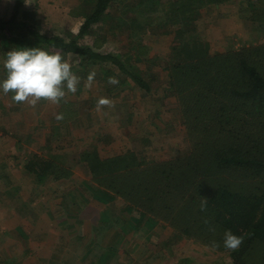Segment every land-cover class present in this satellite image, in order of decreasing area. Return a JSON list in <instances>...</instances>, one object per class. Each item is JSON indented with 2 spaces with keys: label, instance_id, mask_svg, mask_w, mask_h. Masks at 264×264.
Segmentation results:
<instances>
[{
  "label": "rangeland",
  "instance_id": "obj_1",
  "mask_svg": "<svg viewBox=\"0 0 264 264\" xmlns=\"http://www.w3.org/2000/svg\"><path fill=\"white\" fill-rule=\"evenodd\" d=\"M14 2L15 0H0V8L2 7L6 13L11 10ZM49 2L56 6V11L59 12L52 16L50 12L44 13L43 23L39 21L40 29L51 36L55 35L54 32L62 33L64 37H61L68 40L73 31H76V34L79 32L80 23L83 18V22L85 21L87 14L94 11L98 0H49ZM191 2L192 0H112L103 20L92 25L80 38L82 44L91 45L104 53L120 56L149 83V90L139 86L112 62L84 65L81 56L77 54H63L58 49L43 47L37 41L34 42V38L23 27H16L10 31L0 28V79L5 76L2 61L7 52L15 47H41L52 53L59 52L78 77L86 73L85 66L88 68L87 72L92 69L90 73H94V77L95 72L100 76L104 69L107 71L113 69L115 74L119 72V75L126 79L116 86L117 89L127 87L133 98L128 99L126 106L128 108L123 109L119 116L121 118L118 119L120 123L115 125L118 133L117 138L114 139L116 145L111 147L107 143L103 157L124 155L125 152L132 151L137 155L139 162L145 160L148 163L154 161L174 163V160L191 155L194 151L203 149L205 145L202 144L201 148L198 145L197 142L204 139L199 131L192 129L187 110L183 108L176 89L171 84V62L190 60L181 53L186 42L196 38L203 39L211 56L264 44V0H231L227 5L210 4L201 7L197 18L193 20L195 28L189 24L188 16L191 13L187 9L191 8ZM38 5V0H24L19 19L26 20L22 16L23 12L36 9ZM187 30L188 32L182 33ZM118 79H121L120 76ZM81 80L79 78L77 91L67 92L59 103L44 99L38 101L35 106L27 102L15 103L11 99V93L0 92V219L3 216L8 220L14 218V207L19 208V213L23 211L24 197H30L33 193L30 194L31 181L26 174L29 171L28 163L33 159L42 162L55 155L59 166L68 170L73 168V179L83 183L81 194L83 197L88 196L87 201L93 198L91 189L86 186L89 181L93 185L91 188L94 185L104 188L102 184L94 181L88 164L77 161L82 152L80 143L83 141L89 143L97 139L94 129L88 131L89 124L85 123L83 125H87L85 131L77 120H72L75 122L69 128L66 126L64 129L61 126L66 119L73 117L77 119L78 111H83L85 106L82 104L80 108V103L84 102L85 98H80L82 96L80 90L86 92L95 89V80H92L91 84L85 81L83 84L87 85L83 88ZM159 107L162 110L158 113ZM190 115L193 118V115ZM58 116L62 118L58 119ZM208 119L207 126L203 129L212 130L213 127L218 129L215 125L217 121ZM100 142L99 139L98 143ZM221 145V143H206V146L215 149H220ZM222 176L223 183L230 181L237 186H240L241 182L252 183L247 189L253 190L257 185L255 182H250L249 174L244 170L228 171ZM79 181L77 182L80 183ZM50 186L52 187V183ZM60 196L58 193H48L47 198L52 209L59 205ZM123 202L129 203L119 198L117 206L123 207ZM90 205L91 212L88 218L94 221L95 217L100 215L99 208H95L92 202ZM132 205L129 203L130 207ZM115 213L117 214L118 211ZM134 215L140 216L136 211ZM78 226L87 234L91 233V226H84V222ZM52 228L59 234L56 238H49L47 244L59 250L60 248L57 247L64 243L60 240L63 239L62 231L55 225H52ZM1 229L4 227H0L2 234H0V264H4L6 257L8 259L13 257L10 255L15 254V246H18V243L15 237L3 234L4 231ZM176 231L166 222L160 221L150 233L151 240L148 243H152L153 253L165 255L157 260V264H242L236 260L233 250L227 248L222 250L215 246L217 243L205 244L195 237L182 236L178 230ZM11 232L13 233L14 229L7 233ZM106 237L108 240L111 239L110 235ZM146 239L145 235L136 236V240L142 244ZM78 245L83 244L78 243ZM43 259L30 254L29 257L22 258V264H50L47 258ZM60 259H63V256ZM9 262L15 264L13 259ZM257 263L260 264V261L257 260Z\"/></svg>",
  "mask_w": 264,
  "mask_h": 264
},
{
  "label": "trees",
  "instance_id": "obj_2",
  "mask_svg": "<svg viewBox=\"0 0 264 264\" xmlns=\"http://www.w3.org/2000/svg\"><path fill=\"white\" fill-rule=\"evenodd\" d=\"M111 1L98 0L79 32L68 40L42 34L31 21L20 20L24 0L16 1L10 19L0 18V28L10 31L23 27L34 42L63 54H77L84 65L112 62L149 90V83L120 56L80 42L92 25L103 20ZM229 1L192 0L187 9L190 26L195 28L193 20L201 7ZM181 53L190 60L171 62V84L187 110L192 129L204 139L197 142L200 148L205 144L203 149L174 163L139 162L132 151L107 158L97 151H86L80 159L88 164L94 181L133 204L130 209L140 214L134 216L137 221L146 222L152 229L160 221L166 222L182 236L217 243L215 246L222 250L226 248L224 234L230 231L241 239L233 250L238 262L258 264V260L264 264V44L211 56L203 39L196 38L186 42ZM208 118L217 121L218 129H203ZM204 142L222 145L215 149ZM56 159L55 155L42 162L33 159L27 168L41 177H70L71 169L59 166ZM237 169L246 171L250 182L257 183L254 190L247 189L252 183H223L222 174Z\"/></svg>",
  "mask_w": 264,
  "mask_h": 264
},
{
  "label": "crops",
  "instance_id": "obj_3",
  "mask_svg": "<svg viewBox=\"0 0 264 264\" xmlns=\"http://www.w3.org/2000/svg\"><path fill=\"white\" fill-rule=\"evenodd\" d=\"M16 1L11 10L9 9L6 13L2 7L0 8L1 18L10 19L13 16ZM38 2V8L24 11L22 16L36 24L39 27L37 29L42 34H47L40 29V22L43 23L44 13L49 14L50 12L52 16L59 11H56V6L50 4L49 0H38ZM227 3L229 2L222 3V5H227ZM69 23L70 21H68ZM68 29L69 31L71 30L70 27ZM73 32L76 34V31ZM54 33L64 37L62 33ZM91 70L87 72L88 68L85 66L86 73L80 75L82 88L87 85L86 83L83 84L85 81L89 83L88 77L91 74ZM119 74V72L115 74L113 69L110 71L104 69L100 76L95 72V77H93L95 89H90L86 92L84 90L81 92L80 90V94H82L80 98H85L84 102L80 103V108L82 104L85 106L83 111H78L79 116L77 119L75 117L66 119L61 125L66 129V126L69 128L75 122L72 120H77L85 131L87 130V125L83 126L85 123L89 124L88 131L94 129L97 139L89 143L87 141L80 143L82 146L81 153L97 151L102 158H107L103 157L104 147L107 146V143L111 147L116 145L114 139L117 138L118 133L115 125L120 123L118 119L121 118L119 116H121L123 109L128 108L126 107L128 99L133 98V94L130 93L127 87H123L121 90L117 89L116 86L122 80H126ZM119 76L121 79H118ZM110 78H114L117 82L109 83ZM139 94L143 95V93ZM101 99H106L108 103L99 104L98 102ZM160 110L162 109L159 107L158 113ZM87 134L85 137H87ZM99 139L101 140L100 143H98ZM77 161H81V159L77 158ZM71 171L70 177L61 176L59 179H54L53 176L41 177L30 170L26 172L31 181L29 186L30 194L33 193L30 197H24L23 211L19 213V208L14 207V218L12 217L8 220L7 217L3 216L0 219V227H4V229H1L4 231L3 234L15 237V241L18 243V246H15V254L10 255L13 257L9 259L6 257L4 264H13L9 262L12 259L15 260V264H22V258L29 257L30 254L42 257V259L47 258L50 264H157L158 259L160 260L162 256L165 257L163 252L162 256L158 252L153 253L151 250L152 243H148L151 240L150 233H152L153 229L145 224L146 222L137 221L134 217L137 216L134 215L135 210L130 209L129 203H124V201V206L118 207L117 202L121 198L120 196L105 187L101 188L94 185L91 188L93 185H91L92 183L90 184V181L86 186L91 189L93 201H91L92 199L87 201L88 196L84 195L83 197L81 194L83 183L77 179L74 181L73 168ZM51 183L52 187L50 186ZM19 185L22 186L21 183ZM48 193L61 195V201L54 209H52V205L48 201ZM91 202L95 208H99L100 214L99 217H95L94 221H90L88 218L91 212L89 209ZM115 211H118V213L116 214ZM83 222L84 226H91L90 234H87L84 229L78 226ZM138 223L140 225L136 229L135 226ZM52 225L57 226L62 231L63 239L60 240H63L64 243L57 247L60 248L59 250H56L55 247L51 248V245L47 244L49 238H56L59 234L57 230L52 228ZM11 229H14V232L8 234L7 232ZM107 235L111 236L110 240L107 239ZM140 235H145L147 238L143 244L136 240V236ZM78 243L83 244V247L78 245ZM70 244L72 245L69 246ZM142 246L143 248H141ZM145 246L148 247L145 248ZM68 247H70L69 250H67ZM62 256L63 259H60Z\"/></svg>",
  "mask_w": 264,
  "mask_h": 264
},
{
  "label": "clouds",
  "instance_id": "obj_4",
  "mask_svg": "<svg viewBox=\"0 0 264 264\" xmlns=\"http://www.w3.org/2000/svg\"><path fill=\"white\" fill-rule=\"evenodd\" d=\"M5 73L0 79V92L11 93L15 103L27 102L35 106L41 99L59 103L67 92L75 93L79 77L71 70V66L59 52L52 53L41 47H15L7 52L2 61ZM94 73L88 77L89 83ZM114 78L109 83H116ZM99 104L108 103L101 99ZM58 119L62 118L60 116ZM241 244V239L226 231L224 246L235 250Z\"/></svg>",
  "mask_w": 264,
  "mask_h": 264
}]
</instances>
